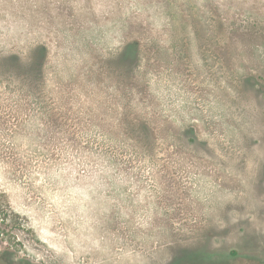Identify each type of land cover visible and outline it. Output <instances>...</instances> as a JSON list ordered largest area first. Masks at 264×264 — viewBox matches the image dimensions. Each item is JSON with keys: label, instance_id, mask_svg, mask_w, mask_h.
Returning <instances> with one entry per match:
<instances>
[{"label": "rangeland", "instance_id": "rangeland-1", "mask_svg": "<svg viewBox=\"0 0 264 264\" xmlns=\"http://www.w3.org/2000/svg\"><path fill=\"white\" fill-rule=\"evenodd\" d=\"M264 264V0H0V264Z\"/></svg>", "mask_w": 264, "mask_h": 264}, {"label": "flooded vegetation", "instance_id": "flooded-vegetation-1", "mask_svg": "<svg viewBox=\"0 0 264 264\" xmlns=\"http://www.w3.org/2000/svg\"><path fill=\"white\" fill-rule=\"evenodd\" d=\"M254 260H255V263H253V264H261L259 262L261 259H259V256L258 255L254 256Z\"/></svg>", "mask_w": 264, "mask_h": 264}]
</instances>
